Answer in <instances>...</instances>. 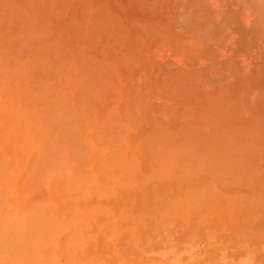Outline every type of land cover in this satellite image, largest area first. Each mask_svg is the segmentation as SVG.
Masks as SVG:
<instances>
[{
	"label": "bare ground",
	"instance_id": "obj_1",
	"mask_svg": "<svg viewBox=\"0 0 264 264\" xmlns=\"http://www.w3.org/2000/svg\"><path fill=\"white\" fill-rule=\"evenodd\" d=\"M28 1H26V2H28ZM48 1L51 2V3L48 2L49 5L52 3H56V2H57L56 5H59V1H64L63 3L65 5L70 4V6H68L67 8H71V7L77 8V6L80 5L81 11L83 9H85L82 11L84 13L80 16V19L76 18L77 19L76 21L74 19V21L70 25H73L76 27L78 26V28H81L82 31H80L79 29L77 31L85 33L86 37L88 38V43H89V41H90V43L96 42L99 34H101V33L104 34L103 32H105V29L102 28V30H101V28H100V30H98V31L99 32L101 31V32L99 33L96 31L97 27H103L107 24H109L108 27H110V25H111V28H108V29L105 26L107 29L106 32H108L106 34L107 37L105 38V40L107 41L108 37L109 38L112 37L113 39L111 38V40H109L108 43L104 42V44H107V45L101 47L100 48L101 52L99 51V53L102 54L106 50H109L111 52V50H113L112 49V45H113L112 40L114 42H116L117 47L122 44V46H120V48H119L120 50H121V47L124 46L123 43H121L120 45L118 44L120 42V41L118 42V40L119 39L121 40L123 38V37L121 38L120 36H119L120 38L117 37V35L121 34V33L117 34V32H119L118 30H120L119 27H121V25L118 22L115 24V17L112 15V13H114V12H112L111 8H107L108 5L107 6L104 5L103 7L100 6V3L102 1H98L99 2L98 4L95 3L96 2L95 0H68L69 2L67 0H48ZM107 1L109 4L111 0L110 1L107 0ZM164 1L165 2L161 3V4H166V1H167L168 7L165 6L164 8L165 9L168 8V11H169L170 6H173L171 8L172 11L177 9L176 11L178 13L179 22L175 21L176 17H173L174 19H172V17H170V16L166 17V15H168V14H166L164 16V17H166V19L167 18L169 19V17H170V20L172 19L171 21H175L177 23L176 26H175V23L172 24V26L174 25L175 27H177V28H175V30H174V28L173 29H167L168 27L166 29H162L166 26L164 25V27L162 26V28H161V26H159L160 21L158 22V19L156 17H153V18L150 17L151 19L150 18L146 19L148 17H146V18L144 17V16H148V15L153 16V14H156V13L159 14L158 13L159 9L157 10L156 7L159 6L160 2H163V0H135V3L139 2V4L136 5L137 9H139V13L136 11L135 5H133L134 1H133V4H131V5H130V3H132L131 0L130 1L127 0V2L129 3V4L127 3L128 5L122 4L121 1H119V2L125 8L124 9L121 6L122 12H123V10H126L127 9L126 7L129 5L130 6L128 7L129 8L128 10L132 11V9L135 8L134 9L135 13L130 18H133V17L136 18L137 15H138V17H139V15H143V16H141L142 18H140V17H139V19L137 18L139 21L136 20V21H138L137 22L138 24L136 23V25H138V29L140 31V32H137V33H139L138 37L140 39L144 38L148 34V33L146 34V31H149V32L151 31L150 33H152L154 31L158 37H159V35H160V37H162L161 38L162 42L160 41V43H161V45L165 46L164 48H166V49H164V50H166V52H167L168 51L167 48L169 49V46L168 47L166 46L168 44V41L165 40L166 38L171 40L169 42H172V43H174L173 37L175 38V40L178 39L177 41L181 40L184 43L185 39L183 38V40L182 39L179 40V38L182 37V36L180 37L179 35L183 34L184 36H186L185 33L190 32L191 33V35H190L191 41L189 40L188 42H191L193 46L200 48V50L206 49L205 53L210 51V54H208V56H206L205 53L202 54L204 52V50L202 51V53L199 52L200 54L196 53L198 55V57H200V55L202 56V60L205 58L203 61H201V63L196 65L197 67H195V69L197 71H190V70H193L194 68L188 69L186 67L187 65L186 66L183 65L186 62L182 63L183 62L182 60L185 61V59H181L180 61H182V62L179 61V63H180L179 65H176V63L175 64L173 63L174 65L178 66V67H175L174 70H173L174 66L172 64H170L173 66V67H171L172 71L170 70V72H168V73H165V71H164V73L167 74V75H165L163 73L164 76L169 78V81L167 80L168 78L161 81L165 85H166V83H164V82L165 81L167 82L168 87L166 89V86H165L166 90H168V88L174 84H177L179 87L181 84L184 85L182 83L183 81H185V83L187 82V85L188 84L191 85V83H193V85H194V83H198V85H200L201 88L203 87L202 89L199 88L200 91L198 89H195V86H193V88H191L192 90L194 89L193 93H194V91L198 90V93L201 95L200 101L203 102V105L198 104V102H197L198 105H194V106L191 105V106H193V107H191L188 105L186 106V104L183 103L186 107L184 109H182V107H181L180 108L181 110L179 109L180 112H178V114H177V112H175L177 114V119H179L181 121L182 127L184 124H185V127H187V129L182 128L183 131H185V132H182L180 134V135L183 134V136L185 137V140L183 138L184 141L181 139L178 141V143L176 142L175 145L172 144L174 147L171 145L172 142H169L170 146L168 144V146L166 147L167 150H165L166 148H163V147L160 150H159V148L157 149L156 148L157 145L161 148V144L159 145L158 141H157L158 144L156 142H155V144H152V145L150 142H149L150 144L148 143V145L151 146V148L153 145L156 146L155 148L158 150V151H156V152H158L157 153L158 156H157V158L154 157V159L156 162L159 161V163H158L159 165L161 163V165L159 166L160 168H158V169L157 168H151V167L150 168H151V170L154 169L155 173H153V174H155V177L157 176V179H156L157 181L160 180V176L163 177L165 175L164 178L166 179L167 175H169V174L173 175L174 174L173 171L179 172L180 175H178V174L177 175L179 176L180 181L181 180L183 181L185 179V177L186 178L189 177V175L187 176L188 172H190V177L187 179L188 181L192 177L191 175H197V174H199V172H203L206 174V176L208 175V177L211 178L212 182L217 183V184L221 183V184H218V186L216 184H214L217 187H219V185H222L223 182H225V184L222 185L221 187L224 186V188L229 186V185L227 186V184H229V182H230V185H232V186L234 184L237 186L243 185L242 188L244 190V193H242V194H244L245 197L242 198L244 201V202L243 201L242 202H243L244 208H245V214H246L245 219H246V229H247L246 230V236H245L246 237V242H245L246 244L244 245L246 247V249H245V261L246 262L245 261L244 262H245V264H264V5H263V0H164ZM1 2L2 3H0L1 4L0 9H1V6L4 5L3 7L6 10L5 16H7V18L10 20L9 21L6 17H4L7 20V24L12 21L13 17L14 18L16 17L17 19H20V20H17L15 18V19H13V21H16V20L20 21L23 23V25L18 30L17 29L15 30L13 28L9 29V31L12 29L14 30V31L12 30L13 32L11 31L12 34H11V32H8L9 34L12 35L9 38L7 37L9 39V40L7 39V41H10V42L5 44L4 41H6V40H3V39H6V38L4 37L5 36L4 35L2 38V41L4 42L5 45H0V128L5 127L6 128L5 133L7 130H10V131L13 130L15 132L17 127L20 129L21 132L19 130L18 131L21 133V138H20L18 131H16V133H14L13 135H12V131H11V134L9 131L8 135H12V136L15 135V138L13 139V146L15 147V144H18V142H19L20 145L18 144L19 145L18 148L21 149L22 152L25 151V153H27V151H29L30 148L34 149V151L32 150L34 152L33 157L36 156V158L38 159V162L40 164V166L37 165V166H39V167H37L36 162L32 159L35 162V163H33V164H35L34 172H36L37 170L38 171L40 170V172L38 174L37 173L38 171H37L34 175H32V174L31 175L32 176H35L36 174L39 175L38 179L41 180V178H42V181H41L42 183L44 182L45 176L48 175L45 171H47V172L52 171V173H53L54 172L53 170L56 169L57 167H59L61 169V167H64L65 165H68V164L71 166L73 165V161H70L71 164L69 162H68V164L65 162V161H67L66 160L68 158L67 156H69L71 158L74 156V158H76V160L79 161L78 156L81 157L80 154H83V152L85 151V146H86L82 143V140L80 139V137L82 138L83 134L87 133L92 138V140L94 138L96 145L94 144L93 146H95V147H92L91 149H88V150L86 149V151H88V152L92 151L94 153V155L99 156V158L101 156L103 157V158L102 157L100 158V159H102L101 161L98 158L99 162H101V164L99 166L98 165L97 166L99 169H101L102 175L106 178L104 167H105V169L109 170L112 167H114V165H113V163L112 164L111 163H108V164L104 163V161H103L104 156L101 154V152L104 150V149L102 150L103 145L105 143L111 144L110 148L112 147V149H111L112 151L109 150V152L113 153L114 152L113 148H114L117 150L118 153L115 151V153H113L112 155L114 156V154L115 155L119 154V156H120L121 153H119L120 151L118 150L119 149L118 147L120 146L119 140L121 139V137L123 135L122 130L123 129H125L124 131H128L129 129L133 130L132 127L135 125V122L140 119L139 117L143 116V118H144V115H145L144 113H145V111H147V107L145 109L143 108V107H145V105L143 104V100L140 99V97L136 98L137 96L140 95V94H138V92L139 91L142 92L143 90H141L140 87L137 90L135 88L134 89L132 88L133 91L135 90V92L137 94L133 100V104H135V105H134V107H132V106H130L131 105L130 103L126 104V106L123 108L124 110L122 109L123 112H122V118H121L117 114V110H116L117 107L115 106V103L117 101H119L118 97H117V95L119 96V93L116 94V92H118V91H116L111 86V84H110L111 82L109 83L107 81L108 78L106 75V69H110V68L113 69V67L115 65L114 63L117 64L119 58H117V61L113 60V59L107 57L109 54L106 55V53H105L104 56L100 55V57H98L99 59L95 56L97 60L94 61V57H92L90 55L88 56V54H85L88 57L85 56L83 58V56H80L79 59L78 58L76 59V56L66 55V57H67V61H66L63 59V55L61 56L62 58H60L59 56H55V55H58V53H57V51H59L58 49L60 48V50H61V47L58 44L59 40L56 43V40L53 39L52 41H54L55 43L54 42L51 43V42H47V41L45 42L44 41L45 39L44 40L42 39V34H43L42 30H44V29H41V27L43 25L49 24V22L44 15H43V17H45L46 19L45 18L44 19L47 21H44L43 19H41V18H43L42 14H44L43 11H45V9L41 8V9H39L40 11L34 9L35 6H38L37 5L38 0H32L31 4H30L31 6H29V5L26 6L28 3L25 4V3H20L18 1H13V0H12V2H11V0H9V1L1 0ZM41 2H42V0H39L40 4L39 3L38 4L42 6ZM120 4H117L114 7H116V8L119 7V9H120ZM81 7H82V9H81ZM162 8H163V5H162ZM52 10H53V8H52ZM57 10H60V9H57ZM57 10L55 12H57ZM37 11H39L40 13H38ZM65 11H64V15H65ZM90 11H93V14ZM131 11H129V12L131 13ZM164 11H167V10H164ZM164 11L162 13L163 15L165 14ZM176 11H174V12H176ZM55 12H53V13H55ZM86 12H87V15L89 16V18L87 15H85L87 18H83V17H85L84 14ZM1 13L2 12L0 10V14ZM62 13H61V16H64V15H62ZM2 14H4V13H2ZM39 14H40V16H39ZM176 14H175V16H177ZM91 15L94 17L92 18ZM117 15L118 14H116V16ZM38 17L39 18L41 17L40 20H42L40 22V24L38 23V21H39ZM119 18L118 19L116 18V19L119 21V20H121V18L120 19ZM154 18H156L155 19L156 21H153ZM0 19H1V17H0ZM122 19H123V21L121 20L122 21L121 24H123V26H125V27H122L123 30H124V28L126 29L127 26H128L127 27V29H128L130 24H126V23L124 24L125 20H124V18H122ZM166 19H165V21H163L164 24H166L165 23ZM170 20L167 23L171 22ZM161 21H162V19H161ZM0 22H2L1 24L4 25L3 28L6 29V27H7L6 30L2 29V32H7L8 27H10V26H6L2 20H0ZM20 22H17V23L19 24ZM129 22H130V19H129ZM17 23H16V25H17ZM130 23H132V21ZM1 24H0V26H1ZM40 25H42V26H40ZM65 25H67V24H65ZM90 25L95 26V28H94L95 30H93V31L97 32L98 36L97 35H96V37L94 36V33L92 32L93 27L91 28ZM112 25H113V27H112ZM114 25L119 26L118 29H116L117 32L116 31L114 32V34L115 33L117 34V35L115 34L116 35L115 38L117 37V39H115L114 36L110 37V35H108V34L112 33V31H111L112 29L114 30L115 28H117V27L114 28ZM136 25H133V23H132L131 26H136ZM167 25L169 27H172V26H170V23ZM45 27L46 26H43L42 28H45ZM89 28H91V30ZM57 29L53 33H55L56 31L59 33V31ZM73 29H74V27H73ZM108 30H110V32ZM131 30L133 31V34H134L135 33L134 29L132 28ZM45 31H46V33H49V30H48V32H47V30H45ZM72 31H74V30H72ZM120 31L122 32V29ZM128 31H129V29L126 30L125 33L126 32L128 33ZM143 32H145V33H143ZM183 32H185V33H183ZM58 33H57V35H58ZM125 33L121 34L122 36H124V38L126 37L124 35ZM85 35L84 36L81 35V36L85 37ZM151 35H150L151 38H149V39H152L153 35L152 36ZM90 36H93L92 38L94 39V41ZM154 36H155V34H154ZM239 37L244 39V40H242L243 43H244V41L246 43H244V44L237 43V41L239 40ZM10 38H11V40H10ZM85 38H83V39H85ZM134 38L136 39L135 35H134ZM155 38H156V36H155ZM99 39H100V36H99L98 40ZM140 39H139V43H140ZM153 39H152V41H153ZM64 40L61 39L62 44H64ZM124 40H126V38L123 39L122 42ZM177 41H175V42H177ZM97 42L99 44V41H97ZM158 42H159V40H157V43ZM142 44H144V41ZM155 44H156V42H155ZM73 45H75V44H73ZM157 45H159V43ZM157 45H156V48L161 46V45H159V46H157ZM171 45H173V44H171ZM65 46L66 45L64 44V47ZM116 46L114 44V47H115L114 49L117 51L118 48ZM138 47H140V46H138ZM207 47H208L209 51L207 50ZM66 48H70V47L66 46L65 49ZM102 48H104L106 50H104ZM156 48H155V50L157 51L158 48L157 49ZM175 48L176 47H174V49ZM177 48H176V50H177ZM136 49H135V52L132 51V54H134V53L139 54L140 53V52L139 53L136 52ZM181 49H182L183 53H186V54L190 53V52L188 53V51L185 52L184 47H180V49H179L180 52H181ZM153 50H154V48H153ZM164 50H162V51H164ZM142 51H144V50L142 49ZM250 51L253 53V56H251V57L252 58L254 57L253 58V61L255 60L254 63L251 62V59H250L251 57L248 58L250 55L249 53H251ZM148 52H149V50H148ZM148 52L146 51V55ZM151 52H153V51H151ZM159 52L164 55V52H161V51H159ZM121 53H118V54H121ZM123 53H125V52H123ZM175 53H177V52H175ZM247 53L249 54L248 57L246 55ZM143 54H145V53H143ZM156 54H159V53H156ZM139 55H142V54H139ZM170 55L168 57H170ZM181 55L186 56L185 54H181ZM190 55L191 54L188 55L189 58H190ZM203 55H205L206 57L203 58ZM11 56L15 57L14 61H16L17 59L20 60V64H17L16 67L21 65V64L23 65L22 69H27L26 67H28V68L30 67L29 69H31V70L33 69L32 70L33 73L36 71V75H33L31 72V75L28 74L29 75L28 76L24 70H18V71L16 70V72H15V66H14L15 62L13 63V65L10 63L12 61L9 62ZM125 56L126 57H130V56L133 57V55H130V54L125 55ZM148 56H151V54L148 53ZM148 56H146L147 57L146 60L143 59L144 61L142 59H141L142 61L138 60V59L136 60V57H133L136 64H133V63H135L133 61V59L131 60V61H133L132 64L134 66L137 65L139 67V64H137V62L141 61V63L144 64L145 61L149 60ZM174 56H177V55L174 54V55H172L171 58L173 59ZM69 57L71 58L70 60H72V62L69 60ZM126 57H123V60H125ZM156 57L158 58V55ZM160 57H162V56H159V58ZM177 57H180V55ZM193 57L194 56L192 55V57L190 59H192ZM120 58H121V55H120ZM151 58H153V60ZM151 58L150 59L154 62L153 55ZM164 58H165V56H164ZM180 58H183V57H180ZM73 59L75 61H73ZM130 59L131 58H129V60ZM179 59H176V60L178 61ZM249 59H250V61H249ZM121 60H122V58H121ZM121 60L119 59V62ZM127 61H128V58H127ZM157 61H159V60H157ZM162 61H164V59ZM162 61L160 60V62H157V63L160 64L159 66H161L162 68H165L164 66L168 65L171 60L168 59V61H165V65H163L164 62H162ZM186 61H187V59H186ZM196 61L194 60L195 63H196ZM153 62H151V63H153ZM172 62H174V61H172ZM199 62H200V60H199ZM149 63H150V61H149ZM166 63H168V64H166ZM189 63H190V61H189ZM192 63H193V61H192ZM195 63H193L192 65L195 66ZM120 64L122 65V63H120ZM151 66L149 64L148 68ZM143 67L144 66H142V68ZM145 67H146V65H145ZM152 67H151V70H152ZM188 67L189 68L191 67L190 64ZM29 69H28V71H29ZM136 69H138V68H136ZM144 69L145 68H143L141 70H144ZM166 69H168V68H166ZM90 70L92 72H90ZM147 70L151 71L149 68V69H146L145 72H147ZM127 71H128V68H127ZM159 71H160V69H159ZM145 72H144V74H145ZM148 72L146 74H148ZM152 72L154 74V71H152ZM136 73H138L137 75H139L141 72L138 71ZM142 73H143V71H142ZM146 74L143 76V78H145ZM160 74L161 73L159 72L158 75H160ZM53 75H55V76L57 75L58 78L62 77L61 79L65 80V84H67L66 81L70 78L71 79L70 89L68 88L69 85H67L68 89H65L66 86L64 87V89H59L58 87H56L58 85L56 83L54 84V79L57 81L58 78L57 77L55 78ZM142 75L140 74L138 76V78ZM63 76H65L66 78H64ZM95 76H96V79H95ZM154 76H156V78H157V75H154ZM143 78L141 77L140 79H142V81H143ZM170 79H173L174 82H172L173 80L170 81ZM224 80L226 81V83L229 82L228 80H235L233 82L230 81L231 84L228 83V84H230L231 88H232V86L236 87V88H234L235 91L233 93L231 92L233 90L228 91V93L231 92L230 94H228V93H226V91L224 89H220L223 87V84H225L224 86H226V83L223 82ZM158 82L160 83V81H158ZM170 82H171V84H170ZM179 82H180V84H179ZM189 82H191V83H189ZM141 83L142 82L140 81L139 84H141ZM148 83H149V81H148ZM68 84H69V82H68ZM130 84H131V82H130ZM142 84L144 86L146 83H142ZM146 85H148V84H146ZM187 85L185 87H189ZM198 85H197V87H198ZM135 87H137V86H135ZM145 87H147V86H145ZM172 87L175 88V85ZM215 87L219 90L220 93H217L216 91H214V94H211L210 89L211 88L213 89ZM62 88H63V86H62ZM159 88H160V86L156 89V91L159 90V93H158V91H157V93L154 92V93H156V95L158 94L156 98L161 99V97H162V100L164 98L167 99V97H165V96H167L165 90L161 91V89H159ZM174 88H172V90ZM181 88H177V89H179V91H177V92H180ZM227 88L225 87V89H227ZM76 89H78V90H76ZM182 89H183V91L185 90L184 87ZM191 89L186 88L185 91L190 90L188 92L191 93V91H192ZM74 90L78 91V93H79V91L82 92L83 98L84 97L87 98L86 99L87 102L90 101L93 103V105L88 106V107H84V110H80L76 107V105L79 104V102H76V104L74 103V105L71 106L72 104L69 103V100H70L69 98L71 96H75V94H73ZM150 90H151V87H150ZM113 91H116V92H113ZM160 91H161V93H160ZM163 92L165 93V95ZM177 92H173V93L176 94ZM190 93H188V95ZM115 94H116V96H115ZM159 94L160 95L163 94L164 96H160ZM177 94H179V93H177ZM180 94H181V96L184 94L186 96H188L186 94V92L184 94L180 92ZM148 95L150 97L152 96V99H153V96H155V94L150 95V93ZM169 95H168V97H169ZM172 97H173V95H172ZM67 99H68V101H67ZM79 99L81 100V98H78L77 100H79ZM170 99H172V98H170ZM175 99H176L175 103H177L179 100L177 101V97ZM147 100H149V99H147ZM184 100H186V98ZM65 101H67V103ZM84 101H85V99H84ZM181 101H182V99H180V102ZM82 102H83V100H82ZM68 103L70 105H68ZM124 103L125 102L123 101V106L125 105ZM85 104H86V101H85ZM181 104H179V105H181ZM188 104H190V103L188 102ZM87 105H89V103ZM179 105H178V107H179ZM184 105H183V107H184ZM112 106H113V108H112ZM98 107L101 109V111H98V113H97ZM160 107L163 108L161 111H163L166 108V106H165V108H164V106H160ZM169 107L167 106V109ZM172 107H173V105H172ZM148 110H149V107H148ZM151 110L154 114L152 113L153 114L152 116H151V114L149 116H146L148 118L147 120H150L149 124L151 122L153 124L152 127L149 125L150 129L151 128L153 129V127L158 128V125H159V129L162 126L163 127L162 129L165 130L164 122L169 121V119H168L169 116L166 115L167 110H164V113H162V114H161V111H159L161 115L160 114H158V115H160V116H158V115L156 116L155 114H157V113H155L152 108H151ZM165 111H166V113H165ZM192 111L195 113L197 112V114L199 112L202 115V117L208 122V125H210V127H211L210 135H204L203 133H196L195 134V132H194L195 130H192V128H191L193 123L191 122L192 123L191 126L188 123L189 117L190 116L192 117L195 114V113L193 114ZM99 112H100L101 116H100ZM147 112H149V111H147ZM169 112L174 113V111H171V110ZM149 113H146V115H148ZM169 114H171V113H169ZM10 115L15 116V117L17 115H19L20 118H21V116L26 117V118H28L29 122L26 121V124H25V122H23V120H22V122H23L22 123L21 119H20L19 125L21 127H19L17 125H16L17 127H15V124H14V127H12V125H11L12 123L8 124V122H7L8 119H10V117H8ZM154 115H155L156 119H155V117H153ZM4 118H7V119H5L6 121L4 120ZM13 118L11 117V119H13ZM200 118H201V116H200ZM170 120H171V118H170ZM13 121L15 122V119H13ZM17 122H15V123H17ZM33 122H34V124L29 127V124L33 123ZM99 123H102V124H99ZM186 123L190 126V128H189V126H187ZM22 124L23 125L25 124V125L22 127ZM165 124H167V123H165ZM181 124L179 123L180 127H181ZM102 125L104 127H108V128L111 127L110 129H114L115 131L111 130L110 131L111 134H110L109 132H107L108 130H106L108 128L102 129V127H101ZM192 127L194 128V126H192ZM12 128H14V129H12ZM102 130H106V132L102 131ZM158 131L161 134V137L163 138L162 133H161L162 131L161 132H160V130H158ZM186 131H188L189 134H188V132L186 133ZM5 133L2 134V129H1V133H0L1 136L0 137H2L4 139L5 135H7ZM107 134H110V135H107ZM156 134L157 133H155V135ZM8 135H7L8 139L5 137L8 140V142H6L7 140H5V142L3 143L2 138H0V141L2 140L1 143L3 144L4 147H6V146L9 147V145H8L9 140L12 139L11 138L12 136L9 137ZM23 135L25 137H23ZM146 135H145V137H146ZM165 135H166V132H165ZM173 135H174V133H173ZM156 136L160 137L159 135H156ZM167 137H166V139H168ZM171 137H172V135L169 136V138H171ZM115 138L116 139L118 138L117 142H119V143L116 142ZM175 138L178 139L177 137H175ZM15 139L18 140L16 143H15ZM107 140H108V142H107ZM160 140H161V142L163 141L162 139H160ZM164 140H165V137H164ZM138 142H143V141L141 139V141L138 140ZM145 142H147V141H145ZM114 144L117 148L114 147ZM10 145H12V143ZM91 145L92 144H90V146ZM117 145H119V146H117ZM137 145H138V143H137ZM144 145H146V144H144ZM10 147L13 148L12 146H10ZM196 147H199V148L201 147L199 153L193 151L194 148L196 149ZM15 148L17 149V147H15ZM15 148H14V150H16ZM151 148H148V149L150 150ZM169 148H170V151H168ZM163 149L165 151H162ZM190 150L193 151L192 155H191ZM53 151L55 154L58 153L59 151L64 152V156L66 159L64 158V160H63L64 162L62 164H61L62 161L58 162L57 158H56V160H55V158L53 160V158H52L53 155H51V152H53ZM86 151H85V153H86ZM150 151L153 152V150H150ZM35 152H37V154ZM165 152H166V154H165ZM200 152H201V154H200ZM54 153H52V154H54ZM193 153H194V155H193ZM153 154H154V152H153ZM162 154H164V155L162 156ZM112 155H111V158H112ZM152 155L150 156V158L151 157L153 158ZM159 155L162 157H160ZM181 155L186 158V161L189 159L188 160L189 162L182 161L181 158H179ZM198 155H199V158H198ZM119 156L117 155L116 157L117 158L123 157V156H120V157ZM7 157L5 158L6 161H5V159H4V161L2 159H0V160H2V162H0V166H1L0 168H2V170L0 169L1 170L0 172H3V171L6 172L5 175H8L7 174L8 172L5 171L6 170L5 167H7V163L10 162V161L7 162V160H8ZM114 157L112 159L116 160L117 158H114ZM31 158H32V156H31ZM177 158H178V160L179 159L181 160V163L183 162V164H184V165L182 164L183 166L176 163ZM86 159H87V157H86ZM112 159H109L108 161L110 162V161H112ZM10 160L12 161L11 158H10ZM68 160H70V159H68ZM131 160H132V158H131ZM117 161H116L117 162L116 165L117 164L119 165L120 162H122L123 170L126 167L125 173L123 172L122 168L118 167V169H121L119 171H121L122 174L124 173V176L122 179L119 178L118 175H116L118 178L116 176L112 175V177L113 176L116 177V180L118 179L116 182L117 184L119 183L118 187L119 186L122 187V188H120L122 190L127 189V190H129V192H130V190L131 191L132 190L133 191L140 190L139 189L140 185H142L141 183L144 182V181H142V179H145V178L139 179L138 177H140V175L139 176L136 175L137 170H136V168H134L135 162L132 161V163H133L132 164L131 161H129L131 163V164H129V162L126 161L125 162L126 166L123 167V165H125V163L123 164V161H125V159L121 158L120 162H119V159H117ZM152 161H153V159H152ZM152 161H150V163ZM3 162H6V164H4ZM59 163L62 166H60ZM84 163H83V165H84ZM127 163H128V166H127ZM28 164H30V163H28ZM33 164L31 165V167L33 166ZM105 164L107 167H108V165L111 164L112 167L110 166L111 168L109 167V169H108V168H106ZM69 165L67 167H70ZM75 165H76V163H74V166ZM179 165H180V167H179ZM205 165H206V167H204ZM10 166H12V165H9V167ZM78 166L81 167V165H78ZM78 166L76 167L77 169L80 168ZM86 166H84V167H86ZM150 166H151V164H150ZM201 166H203L204 168ZM48 167L52 168V170H50V168L48 169ZM135 167H136V165H135ZM188 167H190V168H188ZM200 167L202 168V171H201V169L198 170V168H200ZM35 168H37V169H35ZM76 168H74V169L71 168V170H70L71 174H68V175H66L67 173L66 174L62 173V171H60L58 173L57 172L58 169H57V171H55V172H57V174H55V172H54V174L56 176H61V174H64L63 177L61 176L60 178H62V179L64 178L65 180L67 179L66 182L64 180L62 182V183H65L64 184L65 186L63 185V187H62L63 188V195L61 194V196L66 197L67 200H69V198H70L71 201L73 200L71 198H74L75 203H76V201H79V200L80 201L84 200V199L86 200L88 198H86V195L82 193V191H84V188L86 187L85 189L88 188L87 190H91L92 192H94L97 200H100L103 196H104L103 198H105L106 195L108 196L111 193H112L111 197L113 198L115 191H113L112 188H110V187L108 188V186L105 185L106 187L103 189L102 186H101V188H100V186H98L99 183L95 184V181L93 180V176L90 173L92 171L91 169L89 172V170H88L89 168L88 169L86 168L88 171L84 170V172H83L82 171L83 167H81L82 169L80 168V171H82L83 172L82 173V172H78L79 169L77 170ZM187 168H188V170H187ZM72 169H73V171H72ZM75 169H76V171H74ZM116 169H115L114 174H116ZM159 169H161V170L159 171ZM193 170L197 171L198 173L196 172L197 174L196 173L192 174ZM4 172L2 174H3V177L6 181V178H8V177L5 178ZM96 172H98V171H96ZM110 172H112V170ZM25 173H26V171H25ZM150 173L152 174L151 171H150ZM157 173H159L160 176L156 175ZM183 173L185 174V176H182ZM14 175H13V178L15 177ZM43 175H44V177H43ZM144 175L146 176V178L149 176V175L143 174V176ZM177 175H175L176 178H178ZM21 176L23 177L24 175H21ZM32 176H28L27 180L29 177H31V179L29 178L30 179L29 181L34 183V179L32 178ZM108 176H110V175H107V177ZM180 176H182L184 178L181 179ZM200 176H197V177H200ZM202 176H204V174H202ZM112 177H111V180L113 179ZM155 177H153V178H152V176H151V178L149 177L148 181H150V180L152 181V179H153V182H154ZM0 178H2L1 175H0ZM168 178L166 180L171 181V179L174 177L170 176ZM24 179L26 182V177ZM38 179H36V181ZM162 180H163V178H162ZM175 180L177 181V179H175ZM29 181H28V184L30 183ZM36 181L34 184L41 183L39 181H37V182ZM53 181H54V179H53ZM148 181H146L142 186H145V184L148 183ZM172 181H173V179H172ZM176 181H174V183L178 182V181L177 182ZM1 182H2V179H1L0 183ZM226 182H227V184H226ZM33 183H31V185H27V186H23V184H22L23 190H26V192L25 191H22V192L27 194L29 190H31V192L34 191L33 188L30 189V187L32 186ZM62 183H61V186H62ZM207 183H205L203 186H200L201 188L199 187L200 189H198V191L196 189L197 193L195 192L196 194H194V196L197 195L199 192H201L204 195L206 193V195H214V196L217 195V193H218L217 196H219V192L217 190L216 191L213 190L215 187L213 188L212 185L210 186V185H208L209 183L208 184ZM105 184H108V183L105 182ZM109 184H111V183H109ZM170 184H171V182H170ZM8 185L9 184L7 182V186H5V187L6 188L9 187ZM24 185H25V183H24ZM149 186H151V184ZM25 187L28 189H24ZM59 187L60 186H58V188ZM115 187L117 188V186H115ZM3 188H1V190H3ZM107 188H108V190H107ZM224 188H222V189L226 190ZM228 188H230V187H228ZM234 188L236 189V186ZM1 190H0V192H2ZM4 190L6 191V189H4ZM109 190H111V191H109ZM60 191H61V189H60ZM207 191H209V192L207 193ZM212 191H214V193H216V192L217 193L216 194L211 193ZM227 191H228V189H227ZM238 191H239V188H238ZM122 193H123V191H122ZM136 193L138 194L137 191H136ZM201 193H199V194L201 196H203ZM2 194H0V195H2ZM98 194H99V197H101L100 199L97 198ZM199 194H198V196H199ZM20 195H23V194H20ZM92 195L93 194L90 195L91 197L87 196L90 198L89 200H93L92 199L93 197L95 198V196L93 195V197H92ZM126 195H127V193H126ZM236 195L237 194H234V196H236ZM33 196H34V194H33ZM132 196H134V195L132 194ZM194 196H193V198H194ZM41 197L43 198V197H47V196L46 195L45 196L40 195V198ZM111 197L109 198L110 202L112 201ZM114 197L116 198L117 196L114 195ZM120 197H121V195H120ZM195 197H197V196H195ZM36 198H34V200ZM40 198L38 197V199H40ZM48 198H50V197H48ZM52 198L53 197H51V199ZM107 198L108 197H106L105 199H107ZM197 198L199 199L200 197H197ZM0 199H2L1 196H0ZM62 199H63V197H62ZM117 199L118 198H116V200ZM120 199L121 198H119V200ZM198 199H196V200H198ZM42 200H44V199H42ZM42 200L40 199L39 202H41ZM116 200L113 199V202ZM194 200H195V198H194ZM52 201H53V199H52ZM62 201H60V202H62ZM187 201H189V200L187 199ZM187 201H185V202H187ZM32 202H33L32 206H34L35 203H38V200H37V202L35 201V203L33 200H32ZM43 202H45V201H42V204L39 203V204H41V207H40V205L35 204L36 206H34V207H36V208L33 207L30 210L27 209V211L29 210L31 212L25 213L26 215L23 214V217H21L22 216L21 213L23 212L22 211L20 213L21 216L18 215L20 219L22 218L20 221L21 222L20 225L17 224L14 226V224L11 223V224H13V226H12V225H9L10 223L6 224L4 221H2V224L5 223L3 225V229H2V226L0 224L1 229L5 235L2 237L3 234L0 233L1 234V236H0L1 237L0 238V247L2 248V252H4L5 256H6V254H8L7 256H9V254H10V256L12 255L9 258L7 257L8 258V260H7L8 262H6L7 264H12V263L14 264L16 262H17L16 264H39L41 259L39 261H37L38 255L40 254V253L38 254L37 251H38V248H40V245H41V247H43V245H45L44 243H46L48 238H49L48 241L49 240L51 241L53 239L49 236L51 234H54L52 232L56 233L58 231V228H62V227H59L60 224L62 226L67 227V225H65V224L69 223V222H67V220L70 219L69 213L71 212L69 210L70 207L68 206L69 203L66 202L67 206H68L67 212L69 211L68 212L69 215L68 214L65 215V217L68 218L67 220L65 219V222H66L65 223V222H62V220H61V217L64 216L63 214H59L57 216V214H58L57 213L55 215V217H53L50 214L51 216L48 215V216H50L49 217L50 219L45 217L46 212L49 213L50 210H48L49 209L48 199H47L46 203H43ZM171 202H172V200L169 202L171 207H172L174 204H171ZM185 202H184V204H187V203L190 204L191 203V202L190 203L189 202L185 203ZM139 203H142V202H139ZM46 204H48V205H46ZM76 204L80 205L81 203L79 202ZM176 204H177V202H176ZM179 204H180V202H179ZM234 204H236V202ZM82 205H83V203H82ZM111 205H112V203H111ZM170 205L168 206V208L170 207ZM30 206H31V204H30ZM45 206H47V208ZM64 206H62L63 209L65 208ZM94 206H96V205H94ZM50 207H51V204H50ZM80 207H82V206H80ZM89 207H91L93 209V206H90V205L87 207V209H86V207H84L85 208L84 215H86V213H89L88 209L90 211H95L94 209L92 210ZM113 207H114V204H113ZM27 208H30V207H27ZM77 208L78 209H74V210L75 211L78 210V212H79L80 211L79 207H77ZM21 210H23V209L21 208ZM21 210H19V212ZM169 211H171V209ZM25 212H26V210H25ZM58 212H60V211H58ZM16 213H17V211H16ZM62 213H65V212H62ZM76 213L77 212L72 214L73 215V217H71L72 221H73V219L83 218V217H81L83 215L82 212H80L79 214H76ZM61 215H63V216H61ZM16 216H17V214H16ZM59 216H61V217H59ZM76 216H78V217H76ZM163 217H165V216H162V218ZM4 218H5V216H4ZM82 220H84V219H82ZM86 220H88V218H86ZM74 221L76 222V224L79 223V222H77V220H74ZM74 221L72 224L75 223ZM6 222H7V220H6ZM62 223H65V224L63 225ZM102 223H103V221H102ZM72 224H69V225L72 226ZM85 225H87V223ZM75 226L78 227V225H75ZM79 226H80V224H79ZM4 227H6V228H4ZM56 227H57V229H56ZM21 228H22V231L20 230ZM69 228H71V227H69ZM72 228H73V226H72ZM79 228H82V226H80ZM5 229H7V232H5L6 231ZM19 230L21 231V233H19ZM50 231H51V234L49 233ZM74 231L77 232V229ZM23 232H25V233H23ZM76 232L74 233V235L75 234L78 235ZM58 233H59V231H58ZM82 235L83 234H80L81 240L83 239ZM74 237H72V239ZM211 240H212V238H211ZM65 241L63 242L64 244H65ZM50 243H52V241ZM71 243L72 242L66 243V246L70 245L69 249H67V250H70L71 246L73 245V244L71 245ZM65 250H66V248H65ZM55 251H57V249ZM52 252L50 253V255L52 254ZM42 253H43V251H42ZM50 255H48V256H50ZM156 255H158V254H156ZM14 256H15V258L16 257L17 258L15 259ZM48 256H47V259H48ZM52 256L53 255H51L50 257L53 259L54 256L53 257ZM1 257L3 258V255ZM7 258L6 257L3 258L4 261ZM170 259H171V257H170ZM9 261H11V262H9ZM42 261H43V258H42L40 263L44 264V263H42ZM45 262H48V260ZM239 262H241V261H239ZM172 263H174V261ZM165 264H167V263L165 262ZM169 264H171V263H169ZM222 264H224V263L222 262Z\"/></svg>",
	"mask_w": 264,
	"mask_h": 264
},
{
	"label": "rangeland",
	"instance_id": "obj_2",
	"mask_svg": "<svg viewBox=\"0 0 264 264\" xmlns=\"http://www.w3.org/2000/svg\"><path fill=\"white\" fill-rule=\"evenodd\" d=\"M4 1V0H3ZM5 1H9V0H5ZM13 1H18V2H20V3H28L26 6H31L30 4H31V1L32 0H26V1H28V2H26L25 0H13ZM22 1V2H21ZM68 1V0H67ZM96 2L95 3H99L98 1H102L101 3H100V6L101 7H103L104 5L105 6H107L108 5V7L107 8H111V10H112V12H114V13H112V15L115 17V24L118 22L120 25H121V27H119L118 25H114V28L115 27H117V28H115L114 30L112 29L111 31H112V33L111 34H108V35H110V37L111 36H114V38H115V36L118 34V33H121V34H123V33H125V31L126 30H128L129 29V31H128V33L126 32L124 35L126 36L125 38H126V40H124L123 42H122V40L123 39H125L124 38V36H122L121 34H119V35H117V37H123L121 40L119 39L118 40V44L120 45L121 43H123V47H121V50L119 49L120 48V46H122V44L120 45V46H116V42H114L113 40H112V42H113V45H112V49L113 50H111V52L109 51V50H106V49H104V48H102V49H104V50H106V51H104L102 54L101 53H99V51H100V48L101 47H103V46H106L107 44H104V42H107L108 43V41L109 40H111V38H109L108 37V39H107V41L105 40V38L107 37V33L108 32H106V30L108 29V28H111V25H110V27H108L109 26V24H107V25H105L106 27H107V29H106V27L105 26H103V27H97V29H96V31L97 32H99L98 30H100V28H101V30H102V28L103 29H105V32H103L104 34H99V36H100V39L98 40V38H99V36H98V34H97V32H94L93 30H95L94 28H95V26H93V25H90L91 26V28L93 27V29H92V32L94 33V36L96 37V35L98 36L97 37V41H99V44H98V42L96 41V42H91L90 43V41H89V43H88V38L86 37V35H85V33H82V32H79V31H77L78 29L80 30V31H82L81 30V28H78V26L76 27V26H73V25H70L73 21H74V19H75V21L77 20V19H80V16L84 13V12H82L83 10H85V9H83L82 11L80 10V5H78L77 6V8H73V7H71V8H67L68 6H70V4L69 5H65L63 2L64 1H59V5H56L57 4V2L56 3H52V4H50L49 5V3H51L50 1H48V0H42V2H41V4H42V6L41 5H39L40 3H39V0H38V2H37V5L38 6H35L34 7V9H36V10H39V9H41V8H43V9H45V11H43V13L44 14H42V17H43V15L47 18V20H48V22H49V24H47V25H43V26H46L45 28H42L43 26L42 25H40V26H42L41 27V29H44V30H42L43 31V34H42V39L46 42H54V41H52L53 39L54 40H56V43H57V41L59 40V42H58V44H59V46L61 47V50H60V48L58 49L59 51H57V53H58V55H55V56H59L60 58H62L61 56L63 55V59L64 60H66L67 61V57H66V55H70V56H76V59L78 58H80V56H83V58L85 57V56H87V55H85V54H88V56L90 55V56H92V57H94V61H96L97 59H96V57L98 58V57H100V55H105V53H106V55H108L107 57H109V58H111V59H113V60H116L117 61V58H119L120 60H121V58H122V62L120 61L119 62V59H118V63L116 64V63H114L115 65H114V67H113V69H106V75H107V81L111 84V86L116 90V91H118V92H116V91H113V92H116V94H118L119 93V96L117 95V97H118V100L119 101H117L116 103H115V106L117 107L116 108V110H117V114L122 118V112H123V108L126 106V104H128V103H130L129 105L130 106H132V107H134V105L135 104H133V100H134V98L136 97V92H135V90L133 91V89L135 88L136 90L140 87V89L141 90H143L142 92L141 91H139L138 92V94H140L139 96H137L136 98H138V97H140V99H142L143 100V104L145 105V107H143L144 109L147 107V111H151L150 113L149 112H147V111H145V115H144V118H143V116L142 117H139L140 119L138 120V121H136L135 122V127L133 126L132 127V129L133 130H131V129H129L128 131H124L125 129H123L122 131V133H123V135H122V137H121V139L119 140V142H117L118 141V138L116 139V142L117 143H119L120 144V146L119 145H117V146H119L118 148V150L120 151L119 153H121L120 154V156H123V157H120L119 156V154H117L120 158H117L116 156L117 155H115L114 154V156L112 155L113 153H115V151L117 152V150L116 149H114L113 148V150H114V152L112 153V152H109V150H111L112 149V147L110 148V145L111 144H107V143H105L104 145H103V148H102V152H101V154L104 156V159H103V161H104V163H106V164H108V163H113V165H114V167H112V165L110 164V165H108V167L106 166V164H105V166H106V168H108L109 169V167L111 168V169H109V170H107V169H105V167H104V171H105V174H106V178L102 175V171H101V169H99L98 168V166L101 164V162H99V159L102 157H100L99 158V156H95L94 155V153L92 152V151H90V152H88V151H86V149L88 150V149H91L92 147H95V146H93L94 144L96 145V142L94 141V138H93V140H92V138L87 134V133H85V134H83V136H82V138L80 137V139L82 140V143L84 144V145H86L85 146V151H86V153H85V151L83 152V154H80L81 155V157L80 156H78L79 157V161H77L76 160V158H74V156L71 158V157H69V156H67L68 158L66 159L65 158V156H64V152H58V153H54V151L53 152H51V155H53V160H54V158H55V160H56V158H57V161L58 162H61V164L64 162L63 160H64V158L67 160V161H65L67 164H68V162L70 163V161H73V167L71 166V165H69L71 168H76L78 165H81V167H83V169L80 167V166H78V167H80L81 169H82V171L84 172V170H86V171H88L89 170V172H90V169L92 170L90 173H91V175L93 176V180L95 181V184L96 183H99L98 184V186H100V188H101V186H102V188L104 189L106 186H108V188L110 187V188H112V190L113 191H115V196H117L116 198H118L117 200H116V198L114 197V195H113V198L111 197V194L110 195H106L105 196V198L106 197H108L107 199H105V198H101V197H99V194L97 195V198L98 199H100V200H97L96 199V195L94 194V192H92L91 190H87V189H85L84 188V191H82V193L83 194H85L86 195V198H88V199H84V200H79V201H76V203H81L80 205H78V204H76L75 203V200H74V198H71V199H73L72 201L70 200V198H69V200H67V198L66 197H64V196H61V194L63 195V185L65 184V183H62L63 182V180L66 182V180L63 178H60L61 176L63 177V175L64 174H66V175H68V174H71L70 173V170H71V168L70 167H67L68 165H65L64 167H61V169L59 168V167H57L56 169H54L53 171L55 172V171H57V169H58V173L60 172V171H62V173H64V174H61V176H56L55 174H57V172H55V174H54V172L52 173V171L50 172V171H45L48 175H46L45 176V178H44V182L42 183L41 181H42V178H41V180L40 179H38V177H39V175H35V176H32V175H34L36 172H34V166H35V164H33V163H35L36 162V166L37 165H39L40 166V164H39V162H38V159L36 158V156L35 157H33L34 156V149H29V151H27V153H25V151L24 152H22L21 151V149H19L18 147H19V142H18V144H15V147H17V149L13 146V139L15 138V135L14 136H12L14 133H16V131H20V129L17 127V126H19V127H21L19 124H20V122H19V120L21 119V122H22V120H23V122H25V124H26V121L27 122H29V120H28V118H26V117H22L21 116V118H20V116L19 115H17L16 117L15 116H8V117H10V119H11V117L13 118V119H15V122H17V123H15L14 121H13V119H8V124L9 123H12L11 125H12V127H14V124H15V127H17V129H16V131L14 132L13 130H11L12 131V135H8L9 133V131L10 130H7L6 131V133H5V130H6V128L4 127H2V128H0V133H1V129H2V134H7L9 137L10 136H12L11 138V140H9V143H8V145H9V147L10 146H12L13 148H9V147H4L3 146V144L1 143V141L3 140V143L5 142V140H7L8 139V137H7V135H5V137L7 138H5L4 137V139L2 138V137H0V138H2V140L0 141V159H2L3 161H4V159L7 157V162H9V163H7V167H5V171H7L8 173V175H5V173L6 172H4V176H5V178L6 177H8V178H6V181H5V179H4V177H3V172H0V175H1V177L2 178H0V181H1V179H2V182L0 183V187L1 188H3V190H1V188H0V190L2 191V192H0V194H2V195H0L1 197H2V199H0V224H1V226H2V229H3V225L6 223H10L9 225H12L13 226V224H14V226L15 225H20L21 224V219L19 218V216H21V214H22V216L21 217H23V214L24 215H26L25 213H27V212H31V211H29L30 209H32L34 206H36V205H40V207H41V204H42V201H45V202H43V203H46L47 202V199H48V204H49V209L48 210H50L49 211V213L48 212H46V214H45V217H47V218H49L51 215L53 216V217H55V215L57 214V216L59 215V214H63V215H61V216H63V217H61V216H59V217H61V220H62V222H65V219L67 220L68 218H66L65 217V215H67L68 214V212H67V209H68V206L70 207L69 208V210L71 211L69 214H70V216H69V220H67V222H69V223H67V224H65V223H62L63 225L65 224V225H67V227L66 226H62L61 224H60V226L59 227H62V228H58V231H59V233H58V231L55 233V232H52V233H54V234H51V231L49 232L51 235L49 236V237H51V238H53L51 241H52V243H50L49 241H48V239H47V241H46V243H44L45 245H43V247H41V245H40V248H38V251H37V253L39 254L38 255V259H37V261H39L40 259L42 260V258H43V261H42V263H44V264H165V262L167 263V264H169V263H171V264H222V262L224 263V264H245V249H246V247L244 246L246 243V214H245V208H244V204H243V197H245L244 196V194H242V193H244V190H243V188H242V186H237V185H230V182H229V184H227V182H226V184H227V186L228 187H230V188H228V187H226V188H224V186L223 187H221L222 185H224L225 184V182H223V184L222 185H219V187H217L218 186V184H221V183H214V182H212V180H211V178H209L208 177V175L206 176V174L205 173H203V172H199V174H197L198 172V170H200L201 169V171H202V168L201 167H203V166H201L200 168H198V170L197 171H195V170H193L192 171V174L194 173H196L197 175H191L192 177L189 179V181L187 180L189 177H190V172H188L187 173V176L189 175V177H185V181L183 180H179V176L178 175H180L179 174V172H177V171H173V175H171V174H169V175H167L166 176V179L168 178V177H174L175 179H177V181L174 179V178H172L173 179V181H172V179H171V181H167L165 178H164V176L163 177H161L160 176V174L159 173H157L156 175H158V176H160V180H156L157 179V176L155 177V174H153V173H155V171H154V169H152L151 170V168H160L159 166L161 165V163H160V165L158 164L159 163V161H155V159H154V157L155 158H157V156H158V152H156V151H158L157 149L159 148V150L160 149H162V147L163 148H166L167 146H168V144H169V142H172L171 143V145L172 144H174L175 145V143L177 142L178 143V141L179 140H183V138H184V140H185V137L183 136V134L182 135H180L182 132H185V131H183V129L184 128H186L187 129V127H185V124L183 125V127H182V124H181V121L179 120V119H177V114H178V112H180V108L182 107V109H184L187 105L188 106H191V105H198V104H201V105H203V102L202 101H200V98H201V95L198 93V90H199V88H201V86L200 85H198V83H194V85H193V83H191V82H189V83H191V85H187V82L185 83V81H181L184 85H180V87L177 85V84H174L175 85V88L174 87H172V86H174V85H172V86H170L169 88H168V90H166L167 89V82L165 81L164 83H166V85L165 84H163V82H161L162 80H165V79H167L168 77H166V76H164V74L165 73H168V72H170V70L172 71V69H171V67H173V70L175 69V67H178V66H176V65H179L180 63H179V61L181 60V59H185V61L184 60H182V61H180V62H182V63H185V64H183V65H187L186 67L188 68V69H193V70H190V71H197L196 69H195V67H197L196 65H198L199 63H201V61H203L205 58L204 57H206V56H208V54H210V51L208 50V47H207V50L209 51V52H207V53H205V50L204 49H201L200 50V48H197V47H195V46H193L192 45V43L191 42H188L190 39H191V33L190 32H187V33H185V32H183V33H185V35L186 36H184L183 34H180L179 36L181 37V38H179V40L180 39H182L183 40V38L185 39V41H184V43H183V41H177L178 39H176L175 40V38L173 37V39H174V43H172V42H169V41H171V40H169V39H165V40H167L168 41V44L166 45L167 47L169 46V49L167 48V52H166V50H164V49H166V48H164L165 46H163V45H161V43H160V41H161V38L162 37H160V35H159V37L156 35V33L153 31L152 33H150L149 31H146V36L144 37V38H139L138 37V34L139 33H137V32H140L139 31V29H138V25H136V23L139 21L138 19H139V17L140 18H142L141 16H143V15H139V17H138V15H137V17L135 18V17H133V18H130V17H132V15H134V13H135V8H136V11L139 13V9H137V7H136V5H138L139 4V2L136 4L135 3V0H131L132 1V3H130V5L131 4H133V1H134V4L133 5H135V8H133L132 9V11L131 10H128L129 8V6H127L126 8V10H123V12H122V9H121V6H122V8H124V6L122 5V4H125V5H128L129 3L127 2V0L125 1V0H109L110 1V3L108 4V1L106 0H95ZM105 1V2H104ZM117 1V2H116ZM119 1H121V3L122 4H120V2ZM128 1H130V0H128ZM11 2H12V0H11ZM49 2V3H48ZM62 2V3H61ZM69 2V1H68ZM115 4H114V3ZM165 1L163 0V2H160V4H159V6H157L156 8H157V10L159 11L158 13L159 14H153V16H151V15H148V16H144L145 18L146 17H148V18H146V19H149L150 17H156L157 19H158V22L160 21V23H159V26H161V28H162V26L164 27V25L166 26V27H164V28H162V29H166L167 27V29H173L174 28V30H175V28H177V27H175L176 25H177V23L175 22V21H177V22H179V18H178V13H177V9H175V10H173L172 11V7L173 6H170L169 7V11H168V8L167 9H165L164 7L166 6V7H168V5H167V1H166V4H161V3H164ZM0 3H2L1 2V0H0ZM5 3V2H4ZM7 3V2H6ZM39 3V4H38ZM45 3V4H44ZM106 3V4H105ZM128 3V4H127ZM24 4V5H25ZM117 4H120V9H119V7H114V6H116ZM1 5V4H0ZM7 5V4H6ZM33 5V4H32ZM111 5V6H110ZM132 5V6H133ZM162 5H163V8H162ZM263 5H264V0H263ZM4 6V5H3ZM3 6H1V12L2 13H4V14H0V17H1V19L0 20H2L3 21V23L6 25V26H10V27H8V31L7 32H2V29L4 30L5 28H3L4 27V25L3 24H1L2 22H0V24H1V26H0V45H5V44H7L8 42H10V41H7V39L10 37V36H12L11 34H12V32L14 31L13 29H20L21 27H22V25H23V23L22 22H20V21H17V20H20V19H17L16 17V21H13V19H15L14 17H13V19H12V21L11 22H9L10 20L7 18V16H5V14H6V10H5V8L3 7ZM58 8H57V7ZM65 6V7H64ZM99 6V7H100ZM110 6V7H109ZM4 9H3V8ZM37 7V8H36ZM55 7V8H54ZM65 9H64V8ZM7 8V7H6ZM52 8H53V10H52ZM131 8V7H130ZM42 9V10H43ZM57 9H60V10H57V12H55ZM64 9V10H63ZM67 9V10H66ZM81 9H82V7H81ZM125 9V8H124ZM154 9V8H153ZM174 9V8H173ZM41 10V11H42ZM67 12H66V11ZM118 10V11H117ZM164 10H167V11H164ZM171 10V11H170ZM5 11V12H4ZM40 11V10H39ZM39 11H37L38 13H40ZM64 11H65V15H64ZM116 11V12H115ZM129 11H131V13L129 12ZM163 11H164V15L162 14L163 13ZM174 11H176V12H174ZM52 12V13H51ZM53 12H55V13H53ZM63 12V13H62ZM92 14H93V11H90ZM61 13H62V15H64V16H61ZM141 13V12H140ZM173 13V14H172ZM177 13V14H176ZM116 14H118L117 16H116ZM137 14V13H136ZM161 14V15H160ZM166 14H168V15H166ZM170 14V15H169ZM175 14L177 15V16H175ZM85 15H87V12L84 14V16ZM130 15V16H129ZM160 15V16H159ZM166 15V17H168V16H170V17H172V19H174L173 17H176L175 18V21H171L170 20V17H169V19L167 18L166 19V17H164ZM172 15V16H171ZM39 16H40V14H39ZM71 16V17H70ZM88 16V15H87ZM92 16V15H91ZM121 18V20L123 21V19L122 18H124V20L126 21H124V24L126 23V24H130L129 25V28L127 29V27H126V29L124 28V30H123V28L122 27H125V26H123V24H121L122 23V21L121 20H117L119 17ZM4 17H6L9 21V23L7 24V20H6V18H4ZM45 17H43V18H41V19H43L44 21H47V20H45L46 18ZM73 17V18H72ZM75 17V18H74ZM94 16H92V18H93ZM143 17V18H144ZM39 18V17H38ZM40 18H39V21H38V23L40 24V22L42 21V20H40ZM45 18V19H44ZM64 18V19H63ZM77 18V19H76ZM83 18H87L86 16L85 17H83ZM88 18H89V16H88ZM117 18V19H116ZM119 18V19H120ZM138 18V19H137ZM156 18H154L153 19V21H156L155 19ZM73 19V20H72ZM82 19V18H81ZM127 19V20H126ZM129 19H130V22L132 21V23H133V25H136V26H131L132 25V23H130L129 22ZM151 19V18H150ZM160 19V20H159ZM161 19H162V21H161ZM165 19H166V24H164L163 23V21H165ZM38 20V19H37ZM136 20H138V21H136ZM171 21V22H169L170 23V26H172V24H174L175 23V26L173 27H169L167 24H169V23H167L168 21ZM22 21V20H21ZM71 21V22H70ZM128 21V22H127ZM17 22H20L19 24L17 23V25H16V23ZM135 22V23H134ZM22 23V24H21ZM43 23V22H42ZM41 23V24H42ZM162 23V24H161ZM65 24H67V25H65ZM74 24V23H73ZM138 24V23H137ZM71 27H70V26ZM75 25V24H74ZM16 26V27H15ZM39 26V27H40ZM89 26V27H90ZM60 27V28H59ZM73 27H74V29H73ZM105 27V28H104ZM112 27H113V25H112ZM118 27L120 28V30L122 29V32L120 31V30H118L119 32H117L116 31V29H118ZM11 28H13L12 30H10L9 31V29H11ZM58 28V29H57ZM77 28V29H76ZM91 28H89L90 30H91ZM134 29V34H133V31L131 30V29ZM6 29H7V27H6ZM5 29V30H6ZM58 30L59 31V33L56 31L55 33H53L55 30ZM61 29V30H60ZM83 29V28H82ZM45 30H47V32H48V30H49V33H46V31ZM72 30H74V31H72ZM77 32H76V31ZM12 31V32H11ZM109 32H110V30H108ZM117 32V34L115 35L114 34V32ZM163 31V30H162ZM8 32H11V34H9ZM76 32V33H75ZM79 32V33H78ZM101 32V31H100ZM99 32V33H100ZM6 33V34H5ZM57 33H58V35H57ZM78 33V34H77ZM137 33V34H136ZM143 33H145V32H143ZM50 34V35H49ZM56 34V35H55ZM60 34V35H59ZM127 34V35H126ZM153 36H152V35ZM154 34H155V36H156V38H155V36H154ZM5 35V36H4ZM81 35H85V37L87 38H85V37H83V36H81ZM134 35L136 36V39L134 38ZM150 35L152 36V39H153V41H152V39H149V38H151L150 37ZM3 36L6 38V39H3V40H6V41H4L5 42V44H4V42L2 41V38H3ZM104 36V37H103ZM184 36V37H183ZM190 36V37H189ZM8 37V38H7ZM54 37V38H53ZM81 37V38H80ZM91 38L93 37V36H90ZM117 37L115 38V39H117ZM119 37V38H120ZM186 37V38H185ZM12 38V37H11ZM11 38H10V40H11ZM50 38V39H49ZM83 38H85V39H83ZM61 39H65L64 40V44L66 45V46H68V47H70V48H66L65 49V47H64V44H62V41H61ZM90 39V38H89ZM93 39V38H92ZM113 39V38H112ZM139 39H140V43H139ZM144 39V40H143ZM159 40V45H161V46H159V45H157L158 43H157V40ZM9 40V39H8ZM91 40V39H90ZM105 40V41H104ZM138 40V41H137ZM242 40H244V39H242V38H240L239 37V40L237 41V43H241V44H244V43H246L245 41H244V43H243V41ZM84 41V42H83ZM93 41H94V39H93ZM136 41V42H135ZM143 41H144V44H142L143 43ZM156 42V44H155V42ZM166 41V42H167ZM175 41H177V42H175ZM191 41V40H190ZM82 42V43H81ZM162 42V41H161ZM180 42V43H179ZM55 43V42H54ZM97 43V44H96ZM104 45H103V44ZM164 43V42H163ZM191 43V44H190ZM71 44V45H70ZM73 44H75V45H73ZM114 44H115V46L118 48V50L116 51L114 48ZM166 44V43H165ZM171 44H173V45H171ZM183 46H182V45ZM190 44V45H189ZM155 45V46H154ZM156 45L157 46H159V47H157L158 48V52L155 50V48H156ZM58 46V45H57ZM100 46V47H99ZM138 46H140V47H138ZM163 47V48H162ZM174 47H178L177 48V50H176V48L174 49ZM180 47H184V50H185V52H187L188 51V53L189 54H191L190 55V58L192 57V55L194 56L192 59H190L189 58V54H186V53H183L182 52V49H181V52H180ZM64 48V49H63ZM116 48V49H117ZM137 48V49H136ZM141 50H140V49ZM153 48H154V50H153ZM156 48V49H157ZM173 48V49H172ZM205 48V47H204ZM135 49H136V52H140L139 54H142V55H139V54H132V51L133 52H135ZM142 49L144 50V51H142ZM70 50V51H69ZM148 50H149V52H148ZM153 51V52H151V51ZM162 50H164V51H162ZM183 50V51H184ZM200 50V51H199ZM204 50V52L202 53V51ZM119 51V52H118ZM122 53H121V52ZM142 51V52H141ZM146 51L149 53V54H151V56H148V53H147V55H146ZM159 51H161V52H164V55L162 54V53H160ZM171 51V52H170ZM85 52V53H84ZM101 52V51H100ZM123 52H125V53H123ZM155 52V53H154ZM166 52V53H165ZM175 52H177V53H175ZM193 52V53H192ZM202 53V54H204L205 53V55H203V60H202V56L200 55V57H198V53ZM251 52V51H250ZM118 53H121V54H118ZM143 53H145V54H143ZM154 53V54H153ZM156 53H159V54H156ZM185 54L186 56H182L181 54ZM197 53V54H196ZM199 53V54H200ZM119 56H117V55ZM125 54V55H133V57H136V60L138 59V60H146V56H148L149 57V60H147V61H145L144 62V64L146 65V67H145V65L143 64V63H141V61H138L137 62V64H139V67L137 66V65H133V64H136V62H135V60H134V58L132 57V56H130V57H126L125 55L123 56V55ZM162 54V55H161ZM171 54V55H170ZM177 55V56H179L180 55V57H183V58H180V57H177V56H174L173 57V59L171 58L172 57V55ZM250 54V55H249ZM247 53L246 55H247V57H248V55H249V57L248 58H250L251 56H253V53L251 52V53ZM252 54V55H251ZM94 55V56H93ZM117 57H116V56ZM120 55H121V58H120ZM152 55H153V57H154V62L152 61L153 60V58H151L152 57ZM158 55V58H159V56H162V57H160L159 59L156 57ZM170 55V57H168ZM87 56V57H88ZM96 56V57H95ZM116 58H115V57ZM164 56H165V58H164ZM198 58H197V57ZM102 57V56H101ZM123 57H126L125 58V60H123ZM156 57V58H155ZM186 57V58H185ZM73 58V57H72ZM127 58H128V61H127ZM129 58H131L130 60H129ZM152 60H151V59ZM180 58V59H179ZM254 58V57H253ZM253 58L251 57L250 59H251V62H253L254 63V61H253ZM17 59V58H16ZM71 58L69 57V60H70ZM99 59V58H98ZM133 59V61L135 62V63H133V61H131ZM164 59V61H162ZM168 59L169 60H171L170 62H169V64L168 63H166V64H168V65H165V61H168ZM176 59H179L178 61L176 60ZM186 59H187V61H186ZM250 59H249V61H250ZM15 60V57L14 56H11V58H10V60H9V62L10 61H12V62H10L12 65H13V63H14V66H15V72H16V70L18 71V70H24L26 73H27V75L28 74H30L31 75V72H32V74L33 75H36V71L33 73V69L31 70V69H29L28 67H26L27 69H22L23 68V65L21 64V65H19V66H17L16 67V65L17 64H20V60H16V61H14ZM68 60V61H69ZM143 60V61H144ZM157 60H159V61H157ZM160 60L162 61V62H164V64L163 65H165L164 67L165 68H162L161 66H159L160 64H158L157 62H160ZM194 60L196 61V63L194 62ZM199 60H200V62H199ZM71 62H72V60H70ZM73 61H75L74 59H73ZM125 61V62H124ZM127 61V62H126ZM149 61H150V63H149ZM156 61V62H155ZM172 61H174V62H172ZM189 61H190V63H189ZM192 61H193V63H195V66L194 65H192L193 63H192ZM151 62H153V63H151ZM172 62V63H171ZM250 62V63H251ZM120 63H122V65L120 64ZM133 63V64H132ZM148 63V64H147ZM158 65H157V64ZM176 63V65H174V64ZM178 63V64H177ZM127 64V65H126ZM143 64V65H142ZM149 64H150V66L152 67V70H151V67H149L150 68V70L151 71H149V70H147V72H148V74H146L147 72H145L146 71V69H149L148 68V66H149ZM170 64H172V65H170ZM189 64H190V68L188 67L189 66ZM252 64V63H251ZM126 65V66H125ZM130 65V66H129ZM162 65V64H161ZM162 65V66H163ZM170 65V66H169ZM125 66V67H124ZM142 66H144L143 68H145L144 70H141V69H143L142 68ZM159 66V67H158ZM128 68V71H127V68ZM136 68H138V69H136ZM141 68V69H140ZM166 68H168V69H166ZM28 69H29V71H28ZM157 69V70H156ZM159 69H160V71H159ZM167 70V71H166ZM138 71H140L141 73V75L142 76H140L139 78H138V76L140 75H137L138 73H136V72H138ZM142 71H143V73H142ZM152 71H154V74H153V72ZM164 71H165V73H164ZM90 72H92L91 70H90ZM144 72H145V74H146V76H145V78H143V76L145 75L144 74ZM152 72V73H151ZM159 72L165 77H163L161 74L160 75H158L159 74ZM151 73V74H150ZM156 73V74H155ZM164 73V74H163ZM148 75V76H147ZM154 75H157V78H156V76H154ZM165 75H167V74H165ZM29 76V75H28ZM55 78L57 77V75L55 76V75H53ZM52 76V77H53ZM61 76V75H60ZM153 76V77H152ZM162 76V77H161ZM64 78H66L65 76H63ZM143 78V81H142V79H140V78ZM161 77V78H160ZM58 78V77H57ZM62 78V77H61ZM61 78H58L57 79V81L54 79V84L56 83L58 86H56V87H58L59 89H64V87H65V89H70V87H71V85H70V82H71V79L69 78L67 81H66V83L67 84H65V80H63V79H61ZM155 80H154V79ZM159 78V79H158ZM164 78V79H163ZM95 79H96V76H95ZM118 79V80H117ZM158 79V80H157ZM240 79V78H239ZM139 80V81H138ZM153 80V81H152ZM168 81H169V78L167 79ZM171 80H173V79H170V81ZM140 81L142 82V83H146V84H148V85H144L143 86V84L141 85V84H139L140 83ZM148 81H149V83H148ZM158 81H160V83L158 82ZM229 82H227L226 83V81L224 80L223 82H225L226 83V86H224L225 84H223V87L222 88H220V89H224L225 91H226V93H228V91H231V90H233V91H231L232 93L235 91L234 90V88H236V87H233L232 86V88L230 87V81H235V80H228ZM68 82H69V84H68ZM130 82H131V84H130ZM136 82V83H135ZM172 82H174V80L172 81ZM139 85H138V84ZM158 83V84H157ZM228 83H230V84H228ZM170 84H171V82H170ZM179 84H180V82H179ZM228 84V85H227ZM67 85H69V87L67 88ZM137 86V87H135V86ZM177 85V86H176ZM189 86V87H185V86ZM197 85H198V87H197ZM62 86H63V88H62ZM145 86H147V87H145ZM160 86V88L159 89H161V91L163 90H165V92H166V94H167V96H165V97H167V99L166 98H164L163 100H162V97H161V99L159 98V99H157L156 97H157V95H156V93H157V91H158V93H159V90H157L156 91V89L158 88V87ZM165 86H166V89H165ZM193 86H195V89H198V90H196V91H194V93H193V90L191 89V88H193ZM142 87V88H141ZM150 87H151V90H150ZM184 87V89L186 90V88H188V89H191L192 91H191V93L190 92H188V91H190V90H188V91H183V89L182 88ZM225 87L227 88V89H225ZM133 88V89H132ZM144 88V89H143ZM164 88V89H163ZM172 88H174L173 90H172ZM177 88H181V90H180V92L181 93H185L186 92V94L188 95V93H190L188 96H186L185 94L184 95H182L181 96V94H180V92H177V91H179V89H177ZM203 88V87H202ZM201 88V89H202ZM230 88V89H229ZM139 89V90H140ZM170 89V90H169ZM76 90H78V89H76ZM76 90H74V92H73V94H75V96H71L69 99V103L70 104H72L71 106H73L74 105V103L76 104V102H79V104H77L76 105V107L78 108V109H80V110H84V107H88V106H91V105H93V103L92 102H90V101H88L87 102V98H83V96H82V92H80L79 91V93H78V91H76ZM80 90V89H79ZM172 90V91H171ZM175 90V91H174ZM161 91H160V93H161ZM171 91V92H170ZM200 91V90H199ZM206 91V90H205ZM210 91H211V94H214V91H216L217 93H220L219 92V90L215 87V88H211L210 89ZM135 92V93H134ZM154 92H156V93H154ZM168 92V93H167ZM173 92H177V93H179V94H175V93H173ZM188 92V93H187ZM231 92H229L228 94H230ZM81 93V94H80ZM150 93V95H154L155 94V96H153V99H152V96L150 97L148 94ZM164 93V92H163ZM172 93V94H171ZM116 94H115V96H116ZM171 96H170V95ZM175 94V95H174ZM216 94V93H215ZM84 95V94H83ZM160 95V94H159ZM164 95H165V93H164ZM163 94H161L160 96H164ZM168 95H169V97H168ZM172 95H173V97H172ZM217 95V94H216ZM85 96V95H84ZM147 96V97H146ZM81 98V102L79 101V100H77L78 98ZM116 97V98H117ZM177 97V103H175L176 102V98ZM77 98V99H76ZM145 98V99H144ZM170 98H172V99H170ZM186 98V100H184ZM84 99H85V101H86V104H85V101H84ZM147 99H149V100H147ZM180 99H182V101L180 102ZM82 100H83V102H82ZM152 100V101H151ZM173 102H172V101ZM67 101H68V99H67ZM67 101H65L66 103H67ZM123 101L125 102L124 104V106H123ZM129 101V102H128ZM149 101V102H148ZM185 101V102H184ZM156 102V103H155ZM188 102L190 103V104H188ZM197 102H198V104H197ZM68 103V105H70ZM81 103V104H80ZM89 103V105H87ZM164 103V104H163ZM170 103V104H169ZM182 103V104H181ZM183 103H185L186 104V106L183 104ZM147 104V105H146ZM149 104V105H148ZM160 104V105H159ZM179 104H181V105H179V107H178V105ZM28 105V104H27ZM118 105V106H117ZM143 105V106H144ZM171 105V106H170ZM172 105H173V107H172ZM183 105H184V107H183ZM159 106V107H158ZM160 106H164V108H165V106H166V108L164 109V110H167V113H166V111H165V113H166V115L167 116H169L170 118H171V120H170V118L168 117V119H169V121L168 122H164V128H165V130H163L162 128V126L160 127V129H159V125H158V128L157 127H153V129L151 130L150 129V126L152 127L153 126V124H152V122L149 124V121L150 120H147L148 118L146 117V116H149L150 114H151V116L154 114L153 112H152V110H151V108L153 109V111L155 112V113H157V114H155L156 116L158 115V114H160V112L159 111H161L163 108L162 107H160ZM167 106L170 108H168L167 109ZM193 106H191V107H193ZM148 107H149V110H148ZM178 107V108H177ZM112 108H113V106H112ZM160 108V109H159ZM100 108L98 107L97 108V113H98V111H101V109L99 110ZM123 109V110H122ZM155 109V110H154ZM159 109V110H158ZM180 109V110H179ZM193 109V108H192ZM164 110L163 111H161V114L162 113H164ZM174 111V113L173 112H169V111ZM175 112H177V114L175 113ZM193 112V111H192ZM146 113H149L148 115H146ZM153 113V114H152ZM169 113H171V114H169ZM195 112H193V114H194ZM99 114H100V112H99ZM98 114V115H99ZM160 114V115H161ZM174 114V115H173ZM155 115L153 116V117H155ZM160 115H158V116H160ZM164 115V114H163ZM100 116H101V114H100ZM200 116H201V118H200ZM131 117V116H130ZM129 117V118H130ZM99 118V117H98ZM152 118V117H151ZM5 119H7V118H4V120ZM25 119V120H24ZM155 119H156V117H155ZM159 120V119H158ZM6 121V120H5ZM173 121V122H172ZM189 122V124H190V126L192 125V123H193V125L192 126H194V128L191 126V128H192V130H195L194 132H195V134L196 133H203L204 135H210V131H211V127H210V125H208V122L202 117V115L198 112V114H197V112L191 117H189V120H188ZM14 122V123H13ZM22 122V123H23ZM192 122V123H191ZM165 123H167V124H165ZM179 123L181 124V127H180V125H179ZM24 124V125H25ZM34 124V122L33 123H30L29 124V127L30 126H32ZM99 124H102V123H99ZM187 124V123H186ZM17 125V126H16ZM23 124H22V127L24 126ZM150 125V126H149ZM156 125V124H155ZM163 125V124H162ZM157 126V125H156ZM187 126H189L188 124H187ZM190 126H189V128H190ZM102 127V129H104V128H108V127H104L103 125L101 126ZM111 128V127H110ZM110 128H108V129H106V130H108L107 132H109L110 134H111V130L113 131L114 129H110ZM124 128V127H123ZM180 128V129H179ZM183 128V129H182ZM4 129V130H3ZM12 129H14V128H12ZM101 129V128H100ZM106 130H102V131H105L106 132ZM127 130V129H126ZM131 130V131H130ZM151 130V131H150ZM158 130H160V132L162 133V136H163V138L161 137V134L159 133V131ZM11 131H10V134H11ZM18 131V132H19ZM115 131V130H114ZM166 132V135H165V132ZM21 132V131H20ZM19 132V135H20V138H21V133ZM164 132V133H163ZM176 132V133H175ZM188 131H186V133H187ZM115 133V132H114ZM113 133V134H114ZM121 133V134H122ZM151 133V134H150ZM155 133H157L156 135H159L160 137H158V136H156L155 135ZM159 133V134H158ZM173 133H174V135H173ZM18 134V133H17ZM110 134H107V135H110ZM148 136H147V135ZM178 134V135H177ZM185 134V133H184ZM188 134H189V132H188ZM187 134V135H188ZM145 135H146V137H145ZM155 135V136H154ZM172 135V137L171 138H169V136H171ZM180 135V136H179ZM0 136H1V134H0ZM3 136V135H2ZM168 136V137H167ZM177 137L178 139H176L175 137ZM183 136V137H182ZM23 137H25L24 135H23ZM112 137V136H111ZM110 137V138H111ZM152 137V138H151ZM158 139H157V138ZM164 137H165V140H164ZM166 137L168 138V139H166ZM175 139H174V138ZM180 137V138H179ZM90 140H89V139ZM109 138V139H110ZM114 138V137H113ZM145 138V139H144ZM151 138V139H150ZM10 139V138H9ZM108 139V140H109ZM141 139H142V141L143 142H138V140L139 141H141ZM156 139V140H155ZM160 139H162L163 141L161 142V140ZM171 139V140H170ZM108 140H107V142H108ZM155 140V141H154ZM183 140V141H184ZM18 140L17 139H15V143L17 142ZM145 141H147V142H145ZM157 141L159 142V145L161 144V148L157 145L158 143H157ZM165 141V142H164ZM6 142H8V140L6 141ZM151 143V145L152 144H155V142L157 143L156 145H157V147L155 146V145H153L152 146V148H151V146H149L148 145V143ZM182 142V141H181ZM12 143V145H10ZM137 143H138V145H137ZM149 143V144H150ZM90 144H92L91 146H90ZM116 144V143H115ZM115 144H114V147L115 148H117L116 146H115ZM144 144H146V145H144ZM183 144V143H182ZM7 145V144H6ZM143 145V146H142ZM149 147H148V146ZM163 145V146H162ZM180 145V144H179ZM137 146V147H136ZM169 146H170V144H169ZM173 146V145H172ZM171 146V147H172ZM181 146V145H180ZM151 148L150 150H153V152H154V154H153V152L152 151H150L148 148ZM157 149H156V148ZM174 147V146H173ZM14 148L16 149V150H14ZM108 148V149H107ZM147 148V149H146ZM201 148V147H200ZM200 148L199 147H196V149L194 148V150L193 151H195V152H198L199 153V151H200ZM173 149V148H172ZM171 149V150H172ZM25 150V149H24ZM33 150V151H32ZM148 152H147V151ZM155 150V151H154ZM165 150H167V148L165 149ZM164 149L162 150V151H165ZM36 151V150H35ZM112 151V150H111ZM153 154H151L150 152ZM168 151H170V148H169V150ZM191 151V155H192V150H190ZM202 151V150H201ZM108 152V153H107ZM172 152V151H171ZM194 152V153H195ZM36 154H37V152H35ZM52 153H54V154H52ZM85 153V154H84ZM107 153V154H106ZM118 153V152H117ZM168 153V152H167ZM194 153H193V155H194ZM27 154V155H26ZM112 155V158L114 157V158H117V159H119V162H120V159L122 158V159H125V161H123V164L127 161V162H129V161H131V163H132V161L133 162H135L134 164L136 165V167H135V165H134V168H136V175L137 176H139L140 175V177H138L139 179H141V178H145V179H142V181H144V182H142L141 184L143 185L146 181H148L149 180V177L151 178V176H152V178L153 177H155V180H154V182H153V179H152V181L150 180V181H148V183H146L145 184V186H142V185H140V190H135V191H131L130 190V192H129V190H127V189H120V188H122V187H118V184L116 183L117 182V180H116V175H118V177L119 178H123V176H124V173H125V169H126V167L124 168V170H123V168H122V162H120V164L118 165H116V163L118 162L117 161V159L116 160H114V159H112L111 158V155ZM139 154V155H138ZM161 154V153H160ZM165 154H166V152H165ZM197 154V153H196ZM200 154H201V152H200ZM199 154V155H200ZM60 155V156H59ZM63 155V156H62ZM153 156V158L151 157L150 158V156ZM164 154H162V156H163ZM168 155V154H167ZM199 155H198V158H199ZM31 156H32V158H31ZM59 156V157H58ZM62 156V157H61ZM160 156V155H159ZM162 156H160V157H162ZM166 156V155H165ZM196 156V155H195ZM76 157V156H75ZM86 157H87V159H86ZM197 157V156H196ZM10 158L12 159V161L10 160ZM30 158V159H29ZM61 158V159H60ZM63 158V159H62ZM99 158V159H98ZM103 158V157H102ZM131 158H132V160H131ZM179 158H181V160L182 161H185V162H189L188 160L186 161V158L184 157V156H180ZM35 161H33V160ZM68 159H70V160H68ZM109 159H112V161H108ZM152 159H153V161H152ZM2 160H0V162H2ZM76 160V161H75ZM82 160V161H81ZM102 159H100V161H101ZM114 160V161H113ZM181 160L179 159L178 160V158H177V160H176V163H178V164H180V165H182L183 164V162L181 163ZM5 161H6V159H5ZM30 161V162H29ZM32 161V162H31ZM81 161V162H80ZM117 161V162H116ZM122 161V160H121ZM150 161H152L151 163H150ZM57 162V163H58ZM85 162V163H84ZM161 162V161H160ZM4 164H6V162H3ZM28 163H30V164H28ZM74 163H76V167L74 166ZM83 163H84V165H83ZM130 162H129V164H131ZM12 165V166H10L9 167V165ZM28 164V165H27ZM33 164V166L31 167V165ZM60 163H59V165L60 166H62ZM71 164V163H70ZM133 164V163H132ZM148 164V165H147ZM150 164H151V166H150ZM87 165V166H86ZM98 165V166H97ZM176 165V164H175ZM180 165H179V167H180ZM184 165V164H183ZM182 165V166H183ZM31 168H30V167ZM39 166H37V167H39ZM84 166H86V167H84ZM124 166H126V163H125V165H123V167ZM127 166H128V163H127ZM132 166V165H131ZM1 167V166H0ZM9 167V168H8ZM29 167V168H28ZM118 167L119 168H122V170H123V174H122V172L121 171H119V170H121V169H118ZM133 167V166H132ZM147 167V168H146ZM151 167V168H150ZM178 167V166H177ZM204 167H206V165L204 166ZM203 167V168H204ZM4 168V167H3ZM27 168V169H26ZM50 167H48V169H49ZM64 168V169H63ZM70 168V169H69ZM80 168H78L79 169V171L78 172H82V171H80ZM88 170H87V169ZM118 170H117V169ZM143 168V169H142ZM186 168V167H185ZM188 168H190V167H188ZM188 168H187V170H188ZM1 170H2V168H0ZM8 169V170H7ZM12 169V170H11ZM35 169H37V168H35ZM42 169V168H41ZM73 169H72V171H73ZM77 169V168H76ZM76 169L74 170V171H76ZM77 169V170H78ZM115 169H116V174H114L115 173ZM0 170V171H1ZM28 170V171H27ZM50 170H52V168H50ZM112 170V172H110ZM139 170V171H138ZM161 169H159V171H160ZM25 171H26V173H25ZM96 171H98V172H96ZM150 171L152 172V174L150 173ZM158 171V172H159ZM195 171V172H194ZM205 171V170H204ZM34 172V173H33ZM39 172H40V170L37 172L38 174H39ZM82 172V173H83ZM108 172V173H107ZM140 172V173H139ZM168 172V171H167ZM172 172V171H171ZM24 173V174H23ZM45 173V174H46ZM51 173V174H50ZM146 174V175H149L147 178H146V176L144 175L143 176V174ZM170 173V172H169ZM15 174V175H14ZM32 174V175H31ZM50 174V175H49ZM178 174V175H177ZM202 174H204V176H202ZM13 175L15 176L14 178H13ZM21 175H24L23 177L21 176ZM55 175V176H54ZM107 175H110L111 177H112V175H114V176H116V177H112L113 179V181L111 180V177L110 176H108L107 177ZM142 175V176H141ZM175 175H177V177L178 178H176L175 177ZM201 175V176H200ZM17 176V177H16ZM28 176H32V178L34 179V183H35V181H36V179H38L37 181H39V182H41V183H38V184H34L33 182H30L29 180L31 179V177H29L28 178V180H27V177ZM121 176V177H120ZM182 176H185V174L183 173L182 174ZM182 176H180V178L182 179V178H184V177H182ZM196 176V177H195ZM197 176H200V177H197ZM22 179H21V178ZM26 177V182H25V178ZM36 177V178H35ZM43 177H44V175H43ZM66 177V176H65ZM103 177V178H102ZM117 177V178H118ZM194 177V178H193ZM52 178V179H51ZM60 178V179H59ZM108 178V179H107ZM162 178H163V180H162ZM193 178V179H192ZM197 178V179H196ZM200 178V179H199ZM21 181H20V180ZM53 179H54V181H53ZM104 179V180H103ZM111 181H110V180ZM159 179V178H158ZM169 179V178H168ZM195 179V180H194ZM20 182H19V181ZM103 180V181H102ZM28 181L30 182L29 184H28ZM36 181V182H37ZM109 181V182H108ZM115 181V182H114ZM174 181H176L177 183H174ZM209 181V182H208ZM5 182V183H4ZM7 182H8V186L9 187H5V186H7ZM11 182V183H10ZM15 182V183H14ZM19 182V183H18ZM105 182H107L108 184H105ZM151 182V183H150ZM170 182H171V184H170ZM181 182V183H180ZM209 184H208V183ZM4 183V184H3ZM24 183H25V185H24ZM31 183H33L32 184V186L30 187V189L31 188H33V190L34 191H32L31 192V190H29L28 191V195L27 194H25L24 192H22V191H25L26 192V190H23V188H22V184H23V186H27V185H31ZM61 183H62V186H61ZM109 183H111V184H109ZM205 183H207L208 185H212V187L214 188L213 190H217L218 192H219V196H217L218 195V193H217V195H206V193H205V195L204 194H202L201 192H199V193H201L203 196H201L199 193V196H198V194L197 195H195V196H197V197H200L199 199L197 198V197H195L194 196V194H196L197 193V191H198V189H200L201 187L200 186H203ZM211 183V184H210ZM12 184V185H11ZM151 184V186H149ZM206 184V185H207ZM214 184H216V185H214ZM106 185V186H105ZM110 185V186H109ZM12 186V187H11ZM58 186H60L59 188H58ZM65 186V185H64ZM97 186V185H96ZM115 186H117V188L115 187ZM149 186V187H148ZM236 186V189L234 188ZM200 187V188H199ZM205 187V186H204ZM211 187V188H212ZM108 188H107V190H108ZM203 188V187H202ZM206 188V187H205ZM221 188V189H220ZM222 188H224V189H226V190H223ZM238 188H239V191H238ZM4 189H6V191L4 190ZM24 189H28V188H24ZM60 189H61V191H60ZM143 189V190H142ZM196 189H197V191H196ZM227 189H228V191H227ZM127 190V191H126ZM203 190V189H202ZM210 190V189H209ZM212 190V189H211ZM237 190V191H236ZM109 191H111V190H109ZM122 191H123V193H122ZM136 191L138 192V194L136 193ZM224 191V192H223ZM39 192V193H38ZM62 192V193H61ZM135 192V193H134ZM196 192V193H195ZM209 191H207V193H208ZM221 192V193H220ZM30 193V194H29ZM118 193V194H117ZM120 193V194H119ZM126 193H127V195H126ZM211 193H214V191H212ZM216 193H214V194H216ZM20 194H23V195H20ZM33 194H34V196H33ZM91 194H93L94 196H95V198L93 197V195H92V199L93 200H89L90 198L89 197H87V196H90ZM117 194V195H116ZM123 194V195H122ZM132 194L134 195V196H132ZM136 194V195H135ZM234 194H237L236 196H234ZM240 194V195H239ZM40 195H46L47 197H41L40 198ZM84 195V196H85ZM120 195H121V197H120ZM221 195V196H220ZM243 195V196H242ZM132 196V197H131ZM193 196H194V198H195V200H194V198H193ZM241 196V197H240ZM37 197V198H36ZM38 197L42 200V199H44V200H42L41 202H39L40 201V199H38ZM48 197H50V198H48ZM51 197H53L52 199H53V201H52V199H51ZM59 197V198H58ZM61 197V198H60ZM62 197H63V199H62ZM91 197V196H90ZM111 197V202H110V200H109V198ZM135 197V198H134ZM34 198H36L35 200H34ZM46 198V199H45ZM66 200H65V199ZM119 198H121L120 200H119ZM137 198V199H136ZM190 198V199H189ZM238 198V199H237ZM53 202H51L50 200ZM57 199V200H56ZM61 199V200H60ZM105 201H104V200ZM113 199H115L116 201H114L113 202ZM140 199V200H139ZM182 199V200H181ZM184 199V200H183ZM187 199L191 202H189V201H187ZM196 199H198V200H196ZM237 199V200H236ZM31 200V201H30ZM32 200L34 201V203H35V201L37 202V200H38V203H35L34 204V206H32L33 205V202H32ZM64 202H63V201ZM109 200V201H108ZM172 200V202H171V204H174L172 207H171V205H170V201ZM174 200V201H173ZM180 200V201H179ZM236 200V201H235ZM60 201H62V202H60ZM69 201V202H68ZM71 201V202H70ZM84 201V202H83ZM185 201H187V202H189L190 204H188L187 202H185V203H187V204H184V202ZM236 202V204H234L235 202ZM243 201V202H242ZM50 202V203H49ZM69 203L68 204V206H67V203ZM102 202V203H101ZM139 202H142V203H139ZM176 202H177V204H176ZM179 202H180V204H179ZM240 202V203H239ZM39 203H41V204H39ZM66 205H65V204ZM82 203H83V205H82ZM94 203V204H93ZM111 203H112V205H111ZM119 203V204H118ZM239 203V204H238ZM30 204H31V206H30ZM48 204H46V205H48ZM50 204H51V207H50ZM85 204V205H84ZM113 204H114V207H113ZM170 205V207L168 208V206ZM65 205V206H64ZM93 206V209L95 210V211H90L89 209H88V212L89 213H86V215H84V213H85V208L84 207H86V209H87V207L88 206ZM94 205H96V206H94ZM190 205V206H189ZM62 206H64L65 208L63 209V207ZM80 206H82V207H80ZM109 206V207H108ZM207 206V207H206ZM27 207H30V208H27ZM44 207V206H43ZM46 208H47V206H45ZM77 207H79V212H78V210L77 211H75L74 209H78ZM141 207V208H140ZM21 208L23 209V210H21ZM34 208H36V207H34ZM89 208H91V207H89ZM96 208V209H95ZM170 210L171 209V211H169L168 209ZM6 209V210H5ZM27 209H29L28 211H27ZM92 209V208H91ZM92 209V210H93ZM19 210H21L20 212H19ZM25 210H26V212H25ZM39 210V209H38ZM16 211H17V213H16ZM23 211V212H22ZM47 211V210H46ZM58 211H60V212H58ZM73 211V212H72ZM97 211V212H96ZM22 212V213H21ZM62 212H65V213H62ZM75 212H77L76 214H79L80 212H82L83 213V215L81 216V217H83V218H77V219H73V221L74 220H77V222H79L78 224H76V222L74 223V224H72L73 223V221H72V218L71 217H73V215L72 214H74ZM4 213V214H3ZM21 213V214H20ZM48 213V214H47ZM8 214V215H7ZM16 214H17V216H16ZM51 214V215H50ZM68 214V215H69ZM88 214V215H87ZM91 214V215H90ZM19 215V216H18ZM48 215H50V216H48ZM142 215V216H141ZM4 216H5V218H4ZM88 216V217H87ZM90 216V217H89ZM92 216V217H91ZM138 216V217H137ZM162 216H165V217H163L162 218ZM65 217V218H64ZM68 217V216H67ZM76 217H78V216H76ZM85 217V218H84ZM9 218V219H8ZM16 218V219H15ZM57 218V217H56ZM86 218H88V220H86ZM97 218V219H96ZM50 219V218H49ZM82 219H84V220H82ZM6 220H7V222H6ZM17 220V221H16ZM52 220V219H51ZM103 221V223H102V221ZM2 221H4L5 223L4 224H2ZM9 221V222H8ZM71 222V223H70ZM11 223H13V224H11ZM61 223V222H60ZM87 223V225H85ZM69 224H72V226H73V228H72V226L71 225H69ZM79 224H80V226H82V228H79L80 226H79ZM84 224V225H83ZM75 225H78V227L77 226H75ZM1 226H0V233H2L3 235H2V237L3 236H5L4 235V232L2 231V229H1ZM69 227H71V228H69ZM4 228H6V227H4ZM56 229H57V227H56ZM60 229V230H59ZM76 230L77 229V232L76 231H74V230ZM6 230V231H5ZM4 231L5 232H7V229H5ZM21 231H22V228L20 229ZM19 230V233H21V231ZM55 230V229H54ZM53 230V231H54ZM77 233L78 235H74V233ZM82 232V233H81ZM23 233H25V232H23ZM70 233V234H69ZM6 234V233H5ZM80 234H83L82 236V240H81V236H80ZM21 235V234H20ZM56 235V236H55ZM70 235V236H69ZM73 235V236H72ZM239 235V236H238ZM0 236H1V234H0ZM58 236V237H57ZM75 236V237H74ZM72 237H74L73 239H72ZM1 238V237H0ZM211 238H212V240H211ZM57 239V240H56ZM72 239V240H71ZM66 240V241H65ZM65 241V244L63 243ZM50 244H49V243ZM68 242H72L71 243V248H70V250H67V249H69V246L70 245H68V246H66V243H68ZM78 242V243H77ZM58 243V244H57ZM52 244V245H51ZM70 244V243H69ZM80 244V245H79ZM76 245V246H75ZM50 246V247H49ZM65 246V247H64ZM39 247V246H38ZM168 247V248H167ZM65 248H66V250H65ZM218 248V249H217ZM243 248V249H242ZM0 264L3 262L4 264H7L6 262H8L7 260H8V258L9 257H11L10 256V254H9V256H7L8 254H6V256H5V254H4V252H2V248L0 247ZM52 249V250H51ZM57 249V251H55ZM174 249V250H173ZM165 250V251H164ZM219 250V251H218ZM42 251H43V253H42ZM53 251V252H52ZM49 252V253H48ZM52 252V254L51 255H53L52 257H53V259L50 257L51 255H50V253ZM243 252V253H242ZM42 253V254H41ZM156 254H158V255H156ZM3 255V258H7V259H5V261H4V259L1 257ZM45 255V256H44ZM48 255H50V256H48ZM47 256H48V259H47ZM171 257V259H170V257ZM14 258H15V256H14ZM17 258V257H16ZM15 258V259H16ZM168 258V259H167ZM14 259V260H15ZM46 259V260H45ZM18 260V259H17ZM16 260V261H17ZM41 260H40V262H41ZM48 260V262H45V261H47ZM174 261V263H172ZM239 261H241V262H239ZM245 261V262H244ZM9 262H11V261H9ZM39 262V264H41ZM169 262V263H168ZM2 263V264H3ZM17 263V262H16ZM16 263H14V264H16ZM13 264V263H12Z\"/></svg>",
	"mask_w": 264,
	"mask_h": 264
}]
</instances>
